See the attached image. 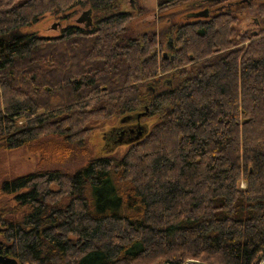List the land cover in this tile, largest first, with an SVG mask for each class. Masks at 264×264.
Masks as SVG:
<instances>
[{
	"label": "trees",
	"instance_id": "trees-1",
	"mask_svg": "<svg viewBox=\"0 0 264 264\" xmlns=\"http://www.w3.org/2000/svg\"><path fill=\"white\" fill-rule=\"evenodd\" d=\"M123 2L0 0V150L60 161L105 122L113 143L129 141L72 172L3 177L0 256L263 264L264 1L158 0L163 26L136 33L146 10ZM188 4L192 20L165 24ZM245 7L259 23L239 27ZM82 8L88 26L73 20ZM48 15L55 35L32 27Z\"/></svg>",
	"mask_w": 264,
	"mask_h": 264
},
{
	"label": "rangeland",
	"instance_id": "rangeland-1",
	"mask_svg": "<svg viewBox=\"0 0 264 264\" xmlns=\"http://www.w3.org/2000/svg\"><path fill=\"white\" fill-rule=\"evenodd\" d=\"M158 0H124L122 8L130 9L131 7L135 8H145L146 12H142L139 17L134 19L132 21V27L133 32H139V31H146L149 28L153 27L156 28L155 30L159 32V29H161L162 20H157V6ZM264 0H258L257 3H261ZM194 3V2H193ZM191 4V3H190ZM192 5V4H191ZM191 5H185L182 8L179 9L174 8L170 9L168 14L169 21L165 23L167 26L170 25L171 21L173 23L178 22L181 23L184 20H192L194 17L191 15ZM88 8H82L77 11L76 15L73 17V20L78 19L83 13L81 11H85ZM252 8L245 7L243 13H238L240 16L241 22L238 24L239 27L247 25H252V23L256 20L259 23V19H257V14L253 13ZM182 10V11H181ZM193 10V9H192ZM172 17V18H170ZM80 22V21H79ZM131 22V21H130ZM81 23V22H80ZM33 29L38 30L41 34H47V35H55L59 28L61 27V23L57 20L56 17L53 16H46L42 19L41 22L38 24L32 26ZM173 36L171 37H165L162 39L163 44L165 47L168 46V42L171 40V44H173ZM168 50V49H166ZM153 119V117H152ZM150 119V121L152 120ZM123 120V119H122ZM149 120V119H148ZM143 121L146 120L141 119V123L143 124ZM149 121V123H150ZM136 121H134L135 123ZM147 122V121H146ZM105 125H100V123H97L96 126H94L92 133L86 140V143L84 145V153L74 151L71 153V156L68 158L61 159L60 161H57L56 159H52L47 162V160H44V154L41 155V151L34 150L32 147L25 146L16 148L13 150H0V183L2 182L3 177H11L15 174H21L25 173L26 171L31 170H37L38 168H49V167H55V168H62L65 171L72 172L77 168H80L84 165V163L97 155H106V154H114L116 157L120 156L124 150L127 147V142L129 141H122L119 140L118 142H122V144H118V142L111 141L109 139L110 133L106 132L109 129H112V127L115 124H111L109 122H105ZM110 125V126H109ZM118 125V124H117ZM116 125V126H117ZM98 126V127H97ZM106 142L108 144H106ZM112 143V144H111ZM116 143V144H115ZM123 143H126L125 145ZM118 144V145H117ZM46 155V154H45ZM49 159V158H48ZM188 262V261H187ZM192 262V261H191ZM194 262V261H193ZM185 264V263H184Z\"/></svg>",
	"mask_w": 264,
	"mask_h": 264
},
{
	"label": "water",
	"instance_id": "water-1",
	"mask_svg": "<svg viewBox=\"0 0 264 264\" xmlns=\"http://www.w3.org/2000/svg\"><path fill=\"white\" fill-rule=\"evenodd\" d=\"M91 8H89L88 10H85L83 12V14L81 15V17L78 18V21L83 20L84 18L87 20L88 24L92 22V15H91ZM198 15H207L208 14V9H205V11H201L197 13ZM171 41V40H170ZM166 53V52H165ZM142 133V131L140 130V134ZM198 263V264H207V263H202L199 262L197 260H192V262ZM0 262L2 264H17V261H15V259L10 258V257H4V256H0ZM264 264V261H263Z\"/></svg>",
	"mask_w": 264,
	"mask_h": 264
},
{
	"label": "flooded vegetation",
	"instance_id": "flooded-vegetation-1",
	"mask_svg": "<svg viewBox=\"0 0 264 264\" xmlns=\"http://www.w3.org/2000/svg\"><path fill=\"white\" fill-rule=\"evenodd\" d=\"M210 2H214V0H210ZM86 10H88V9H86ZM84 12V10L83 11H81V13H83ZM81 17V16H80ZM79 18V17H78ZM80 22L83 24V25H86V26H88L89 24H88V22H87V20L84 18L83 20H80Z\"/></svg>",
	"mask_w": 264,
	"mask_h": 264
}]
</instances>
